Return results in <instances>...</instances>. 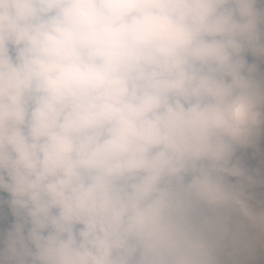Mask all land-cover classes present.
<instances>
[{
	"label": "clouds",
	"instance_id": "obj_1",
	"mask_svg": "<svg viewBox=\"0 0 264 264\" xmlns=\"http://www.w3.org/2000/svg\"><path fill=\"white\" fill-rule=\"evenodd\" d=\"M0 264H264V0H0Z\"/></svg>",
	"mask_w": 264,
	"mask_h": 264
}]
</instances>
